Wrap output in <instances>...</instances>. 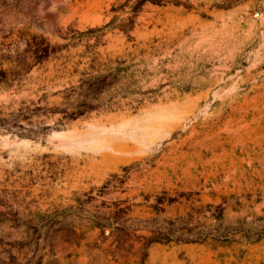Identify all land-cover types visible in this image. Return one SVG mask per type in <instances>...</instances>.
Returning a JSON list of instances; mask_svg holds the SVG:
<instances>
[{
    "label": "rangeland",
    "instance_id": "1",
    "mask_svg": "<svg viewBox=\"0 0 264 264\" xmlns=\"http://www.w3.org/2000/svg\"><path fill=\"white\" fill-rule=\"evenodd\" d=\"M0 264H264V0H0Z\"/></svg>",
    "mask_w": 264,
    "mask_h": 264
}]
</instances>
